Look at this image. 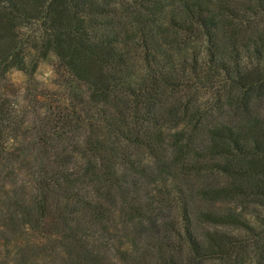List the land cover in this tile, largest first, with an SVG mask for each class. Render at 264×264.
Returning <instances> with one entry per match:
<instances>
[{
	"label": "trees",
	"instance_id": "1",
	"mask_svg": "<svg viewBox=\"0 0 264 264\" xmlns=\"http://www.w3.org/2000/svg\"><path fill=\"white\" fill-rule=\"evenodd\" d=\"M7 245L264 264V0H0Z\"/></svg>",
	"mask_w": 264,
	"mask_h": 264
},
{
	"label": "rangeland",
	"instance_id": "2",
	"mask_svg": "<svg viewBox=\"0 0 264 264\" xmlns=\"http://www.w3.org/2000/svg\"><path fill=\"white\" fill-rule=\"evenodd\" d=\"M47 68H44V70H43V72H41V74H39V78L40 79H43L45 76H46V74H47ZM21 77H22V75L21 74H15L14 75V79L16 80V81H19L20 79H21ZM15 94V95H14ZM19 93H17V91L15 90L14 91V93L13 94H11L12 96L14 95L15 97H16V95H18ZM20 106L21 105H19V108H20ZM199 205V204H198ZM2 251L3 252H6L5 253V255H9V253H10V257H9V263L10 264H19L18 262H16V252L13 250V248L12 247H10V246H6V247H3L2 248ZM32 264H37V263H32Z\"/></svg>",
	"mask_w": 264,
	"mask_h": 264
}]
</instances>
